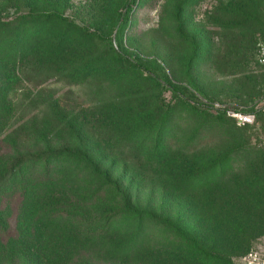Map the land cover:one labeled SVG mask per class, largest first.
Segmentation results:
<instances>
[{"label":"rangeland","instance_id":"374dc122","mask_svg":"<svg viewBox=\"0 0 264 264\" xmlns=\"http://www.w3.org/2000/svg\"><path fill=\"white\" fill-rule=\"evenodd\" d=\"M28 1L40 10L55 8L70 28L62 26V19L60 28L40 21L29 58L24 26L18 49L26 57L20 62L14 49L0 47V157L9 156L12 137L18 150L32 147L33 140L21 142L18 128H50L48 115L60 105L85 132L101 139L106 162L113 159V172L130 193L177 217L191 241L221 250L216 252L227 255L230 264H242L246 249L262 250L264 211L256 208L263 193L249 185L264 181V118L240 126L211 102L225 111L260 106L263 3ZM17 14L8 0H0L3 18ZM30 21L25 17L22 23ZM58 33L61 70L76 64L75 54L83 53L81 61L89 64L82 84H39L43 75L54 76ZM152 138L161 145L154 155L146 148ZM173 231L163 232L167 246L154 259L159 264H198L186 243L175 242Z\"/></svg>","mask_w":264,"mask_h":264},{"label":"trees","instance_id":"16d2710c","mask_svg":"<svg viewBox=\"0 0 264 264\" xmlns=\"http://www.w3.org/2000/svg\"><path fill=\"white\" fill-rule=\"evenodd\" d=\"M8 1L18 14L8 19L0 15V47L14 49L18 62L26 57L25 51L18 49L24 26L29 35V58L34 56L31 46L37 37L34 31L41 27L40 21L43 24L48 20L60 28L62 19L65 22L62 26L70 28L51 6L40 10L26 0ZM260 1L263 3L260 8L264 9V0ZM25 17L31 21L24 25ZM61 40L58 33L52 52V61L57 63L54 76L43 75L40 85L61 80L67 86L79 85L90 72L86 59L81 61L83 53L73 55L76 62L73 67L61 70L57 61ZM73 78L75 82H71ZM214 108L220 115L226 112L220 106ZM251 110L256 111L257 121L264 118L259 109ZM48 116L51 121L48 129L18 128L21 142L33 140L32 147L18 150V141L12 137L9 156L0 157V264H159L154 258L165 251L167 243L162 236L169 228L174 229L171 235L176 243H186L188 251L195 252L198 264H230L227 255L216 252L221 250L191 241L181 230L177 217L151 208L130 193L113 172V159L106 162L101 139L85 132L76 116H68L60 105ZM151 141L146 148L154 155L161 145L153 138ZM249 188L262 191L263 198L256 209L264 211V181L259 180L257 186L253 183ZM241 194L236 193L238 197ZM160 243H165L162 248Z\"/></svg>","mask_w":264,"mask_h":264},{"label":"built area","instance_id":"2783aa9c","mask_svg":"<svg viewBox=\"0 0 264 264\" xmlns=\"http://www.w3.org/2000/svg\"><path fill=\"white\" fill-rule=\"evenodd\" d=\"M258 59L264 62V47L261 46V51L259 53ZM261 104L258 108L264 113V94L262 96ZM214 106H220L217 101L213 102ZM228 115L232 116L237 124H253L257 121V114L254 110H239L234 108L226 109ZM251 247L241 256L242 264H264V248Z\"/></svg>","mask_w":264,"mask_h":264}]
</instances>
